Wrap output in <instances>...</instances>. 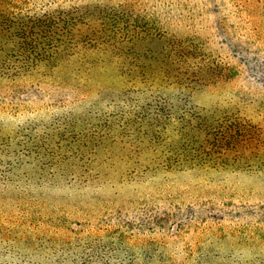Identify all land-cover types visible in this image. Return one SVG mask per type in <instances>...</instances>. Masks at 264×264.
Listing matches in <instances>:
<instances>
[{
	"label": "trees",
	"instance_id": "16d2710c",
	"mask_svg": "<svg viewBox=\"0 0 264 264\" xmlns=\"http://www.w3.org/2000/svg\"><path fill=\"white\" fill-rule=\"evenodd\" d=\"M46 6L0 0V264H264V246H159L128 230L121 212L88 203L157 173H264L263 114L238 99L202 97L233 83L235 59L199 29L129 8ZM247 24L260 29L254 15ZM82 50L116 56L127 84L82 89L67 78L54 91L2 88Z\"/></svg>",
	"mask_w": 264,
	"mask_h": 264
},
{
	"label": "rangeland",
	"instance_id": "374dc122",
	"mask_svg": "<svg viewBox=\"0 0 264 264\" xmlns=\"http://www.w3.org/2000/svg\"><path fill=\"white\" fill-rule=\"evenodd\" d=\"M27 1L52 8L84 4L121 6L147 16L148 20L156 17L165 25L173 23L199 29L212 48L236 61L231 62L236 75L233 83L211 87L202 97L212 101L238 99L248 107V112L264 117V87L256 84L264 81V0ZM248 15L256 17L260 25L258 32L248 27ZM237 42L254 46L237 47ZM121 68V61L111 53L82 50L54 71L42 69L2 88H31L40 84L54 91L51 87L66 84L67 78L72 87L78 84L82 89L104 84L123 87L127 78ZM117 193L113 195L106 190V195L91 197L89 207L101 206V212L111 211L116 216L121 212L120 219L127 221L128 230L142 232L141 237L147 239H158L159 246L246 251H250V246H264V230L254 229H264V173L214 168L157 173L144 183L123 185ZM234 227L244 231V241H239ZM177 228H180L178 236L174 235ZM144 242L154 246L152 241Z\"/></svg>",
	"mask_w": 264,
	"mask_h": 264
}]
</instances>
